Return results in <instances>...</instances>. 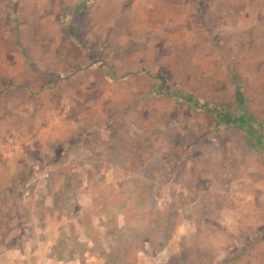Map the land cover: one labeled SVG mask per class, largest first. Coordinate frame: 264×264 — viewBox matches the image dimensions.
<instances>
[{"label":"rangeland","instance_id":"rangeland-1","mask_svg":"<svg viewBox=\"0 0 264 264\" xmlns=\"http://www.w3.org/2000/svg\"><path fill=\"white\" fill-rule=\"evenodd\" d=\"M0 264H264V0H0Z\"/></svg>","mask_w":264,"mask_h":264},{"label":"trees","instance_id":"trees-1","mask_svg":"<svg viewBox=\"0 0 264 264\" xmlns=\"http://www.w3.org/2000/svg\"><path fill=\"white\" fill-rule=\"evenodd\" d=\"M178 97H185V95H177ZM189 100L194 101V106L199 109H206L209 112H213L216 115L218 123L223 127H236L239 126L242 130L248 131L251 133L254 138L261 140V133L258 132V128L253 127V118L247 114L239 115L238 117H233L226 108L221 109V111L217 109L210 110L205 105L199 103L192 97H189ZM262 142V141H260Z\"/></svg>","mask_w":264,"mask_h":264},{"label":"water","instance_id":"water-1","mask_svg":"<svg viewBox=\"0 0 264 264\" xmlns=\"http://www.w3.org/2000/svg\"><path fill=\"white\" fill-rule=\"evenodd\" d=\"M238 99L241 101V96L240 95H238Z\"/></svg>","mask_w":264,"mask_h":264}]
</instances>
